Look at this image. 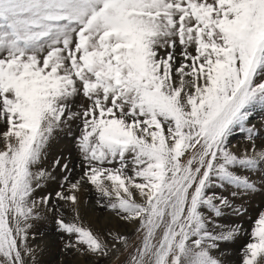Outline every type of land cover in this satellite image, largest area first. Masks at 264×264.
I'll list each match as a JSON object with an SVG mask.
<instances>
[{"label": "snow or ice", "instance_id": "obj_1", "mask_svg": "<svg viewBox=\"0 0 264 264\" xmlns=\"http://www.w3.org/2000/svg\"><path fill=\"white\" fill-rule=\"evenodd\" d=\"M264 111V0H0V264H35L34 222L51 214L64 249L124 264H264V212L250 231L221 224L247 209L210 191L259 190L264 148L250 119ZM79 129L83 171L59 158L60 190L37 198L58 131ZM252 141L238 154L230 137ZM97 204L135 225L133 240L99 232L79 212ZM60 202H63L61 204Z\"/></svg>", "mask_w": 264, "mask_h": 264}, {"label": "rangeland", "instance_id": "obj_2", "mask_svg": "<svg viewBox=\"0 0 264 264\" xmlns=\"http://www.w3.org/2000/svg\"><path fill=\"white\" fill-rule=\"evenodd\" d=\"M254 125L257 129V136L254 140L257 149L264 148V111H257L250 119V126ZM79 135V129L75 124L72 125V132L69 134L67 129L58 131L52 140L49 142L45 154L43 168L52 172V178L47 180L43 186L37 189L35 196L43 197L49 193L53 195L60 190V185L63 177L66 174L61 171L60 167H53L54 161L59 158L61 164L67 163L72 169L71 179L75 180L82 174L81 157L79 155L75 137ZM253 142L247 139V134L235 130L230 137V144L233 150L238 154L243 153L245 149H250ZM3 148V141L0 140V149ZM240 175H251L256 180L259 190L255 193L233 196L235 191L231 186H217L210 191L227 196L237 205L243 204L247 212L236 217L226 210V214L219 219L221 224L242 223L247 231H250L253 222L261 212H264V173L250 174L242 170H237ZM97 194L91 185H83L79 193V212L83 222L91 226L94 230L101 233L112 230L128 234L133 240L135 237V225L126 223L117 217L112 211L100 207L97 204ZM63 204V202H60ZM109 215L114 217V223L109 222L106 225L103 222V217ZM67 237L62 236L56 230L51 214L42 212L41 218L37 219L31 230V247L36 249L35 264H124L127 253L120 254L119 259L114 254L111 259L98 258L90 254L84 255L78 252H68L64 249V243ZM248 235H241L234 243L225 244L222 246L224 252V264H241L242 248L248 242ZM29 264H32L30 261Z\"/></svg>", "mask_w": 264, "mask_h": 264}, {"label": "bare ground", "instance_id": "obj_3", "mask_svg": "<svg viewBox=\"0 0 264 264\" xmlns=\"http://www.w3.org/2000/svg\"><path fill=\"white\" fill-rule=\"evenodd\" d=\"M115 221H114V217H111V216L109 217V215H105L103 217V222H104L105 225H106V223H109V222H111V223L113 222L114 223Z\"/></svg>", "mask_w": 264, "mask_h": 264}]
</instances>
